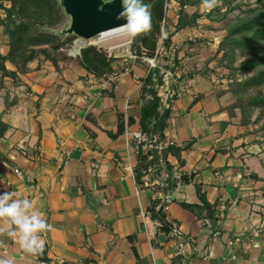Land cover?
<instances>
[{"label": "crops", "instance_id": "1", "mask_svg": "<svg viewBox=\"0 0 264 264\" xmlns=\"http://www.w3.org/2000/svg\"><path fill=\"white\" fill-rule=\"evenodd\" d=\"M73 56L56 65L33 59L25 68L4 62L17 77L0 73V120L9 125L0 138V193L29 198L53 227L42 234L48 261L7 237H0L7 245L0 255L15 264H171L182 241L190 264H264L257 232L264 228V160L238 113L220 109L231 102L226 88L178 55L177 97L165 135L177 147L188 146L183 164L173 155L167 159L174 176H195L164 193L156 188L168 177L161 167L150 168L141 183L134 176L146 64L122 58L112 62L111 74L96 78ZM118 112L135 122L114 139L108 131H116ZM196 184L213 205V218L180 205L201 204ZM156 197L180 237L166 234L147 213Z\"/></svg>", "mask_w": 264, "mask_h": 264}, {"label": "trees", "instance_id": "2", "mask_svg": "<svg viewBox=\"0 0 264 264\" xmlns=\"http://www.w3.org/2000/svg\"><path fill=\"white\" fill-rule=\"evenodd\" d=\"M9 1L10 5L5 9V18L12 22V25L4 23L3 32L8 35V50L12 55L11 61L17 63L16 59L21 57L19 68H25L28 61L34 59V54H26L25 48L22 47L23 38L26 37L30 46H43L50 45L51 50L57 51L66 43H70L77 36L74 33H69L64 39H60L57 35L46 30L32 31L34 24H42L43 22L56 23L63 13V5L58 4L57 0H0ZM168 0H144V3L151 5L152 14V29L146 34H140L132 38L130 49L137 55L154 56L158 38L161 34L162 22L166 19L165 5ZM178 3L177 18L173 24V30L165 31L167 37L163 40V44L167 49L171 43V37L174 33L181 31L187 27L196 25L199 18L203 15L197 11L189 13L186 6H199L201 0H175ZM260 2V0H258ZM221 5H225L226 9L222 13L225 17L230 10L239 8L242 5L241 1L237 0H220ZM213 8L208 11L205 16L210 18L211 21H216L213 18ZM65 11V9H64ZM243 16H238L235 22L227 27L226 33L222 37L218 45V51L221 52V60L225 61V67L231 69L233 80L228 85L226 92L231 93L233 100L226 106L220 107L228 112L229 116L239 113V123L248 126L254 120L251 119V112L254 108H260L261 115L264 113V3L260 4L255 9L245 10ZM14 16L20 18L18 22L13 21ZM239 50L241 55H250L243 60L238 66L234 64L236 51ZM42 54L56 65L57 59L49 54V50L40 49ZM167 59L166 56H162ZM6 55L0 54V73L1 76H8L16 79L17 73L15 70H8L5 67ZM146 64L147 73L144 77L140 78V97L143 103L140 108L138 126L139 131L144 135L145 139L139 143V150L137 152V162L134 166L135 180L139 183L142 182V177L148 173L152 167L159 166L168 173L164 184L157 186V190L167 193L170 189L179 184H188L192 181L195 174L180 173L177 178L172 172V165L168 161V156L173 155L178 161V165L184 163L181 157V151L184 147H177L173 142H168L165 135V128L167 127L168 119L170 118L172 101L177 97V91L172 84L168 89V94L165 102L159 95V88L162 85L163 69L171 68L173 72L179 68L180 61L178 58V49L174 53L173 65L170 67L168 64L158 65L157 67H149L148 63L142 61L140 58L135 59ZM78 61L87 73L92 74L96 78H105L113 71L112 62L113 57H108L104 51L98 49L94 45H88L80 49ZM236 71L242 74L253 71L249 76L240 80L235 78ZM204 74L203 70H198ZM188 73L187 76H191ZM182 76H180L181 78ZM179 78V79H180ZM260 87V88H259ZM255 89L254 91H250ZM174 90V91H173ZM9 104L6 103V108ZM135 122L132 116L125 118L122 112L117 113V128L115 132L108 131L111 138H117L125 132L126 126ZM8 124L0 120V138L8 128ZM264 131V121L260 127ZM250 133L252 131H249ZM146 146V151L143 147ZM197 196L201 204L180 202V205L195 214H202L205 217L213 218L215 210L213 205L208 202L204 192L201 190V185L196 184ZM163 203L158 197L151 199L146 211L149 216L160 224V228L169 234L172 228L171 223L166 219ZM133 242L132 237H130ZM132 249L137 255L136 248L132 244ZM40 261H48L47 247L45 246L42 254H37ZM178 256H176L171 264L179 263Z\"/></svg>", "mask_w": 264, "mask_h": 264}, {"label": "rangeland", "instance_id": "3", "mask_svg": "<svg viewBox=\"0 0 264 264\" xmlns=\"http://www.w3.org/2000/svg\"><path fill=\"white\" fill-rule=\"evenodd\" d=\"M63 0H57L58 4L61 5ZM103 1H110V0H103ZM241 1L242 5L239 8H235L234 10H230L228 14L223 17L222 13L225 11L226 6L221 5V2L219 4V9H214L212 12V16L216 21H211L210 18L206 17L205 14L208 12L204 8L201 7V5L193 7V6H186V10L191 13L193 11H197L203 15V17L199 18L196 25L192 27H187L183 29L180 32L179 35H176L174 40L171 38V41L174 43L176 48L178 49V55L184 53L185 60L187 62V67L191 69V63L197 64L196 67H199V70H203L204 74L213 76L214 82L213 84H219L221 87L224 86V88L227 89L228 85L233 80L231 69H228L225 67V61L221 60V52L218 51V45L224 34L226 33L227 27L235 22L238 16H243L245 13V10L249 9H255L259 7L260 4L264 3V0H237ZM10 5L9 1H0V51L3 50L5 52L7 61L11 62V64H14L16 67H19V63L21 61V57L17 58V63H13L11 61L12 55L9 53L8 50V42L9 38L6 33L3 32V25L1 21H6V23L12 25V22L8 21L5 18V9ZM178 3L175 0H168L165 5V14L166 19L164 22H162L161 30L169 31L173 30V24L174 21L177 18V10H178ZM13 21L18 22L20 18L14 16ZM70 24V15L67 14L64 9L62 16L59 18V20L56 23H49V22H43L42 24H34L32 27V31H35V29L38 30H46L48 32H52L55 35H57L60 39H64L69 35L67 33V29ZM35 28V29H34ZM175 34V33H174ZM173 34V35H174ZM132 38L126 33L124 34H118L109 36L106 38H102L99 35H96L91 38H81L76 36L72 42L66 43L62 47H60L57 51L51 50L50 45H43V46H30L28 44L27 38H23L22 47L25 48L26 54H34V59L38 60H45L47 59L40 49L45 48L49 50V54L52 57H55L56 59H68L75 58L73 55H76V59L78 60V55L80 52V49L82 47H86L88 45H94L98 49H101L106 53L108 57H113V61L115 60H121L122 58L131 59L130 56L132 53V50L130 49ZM158 41L159 38H158ZM108 49L112 51V56L108 55ZM8 50V51H7ZM247 54L241 55L239 50L236 51L234 64L238 66L243 60H245L250 53L246 52ZM133 60V59H132ZM162 61H166L161 58ZM137 61V60H134ZM180 61V59H179ZM210 64V66L208 65ZM160 65L162 63L160 62ZM176 71L174 72L176 80ZM194 71V70H191ZM253 71H250L248 73L242 74L239 71H236L235 78L238 80L249 76ZM219 86V87H220ZM260 88V87H259ZM264 85L261 86L260 90H263ZM221 89V88H220ZM250 91H254L255 89H251ZM230 100L232 101V95L230 93ZM260 108H254L251 112V119L254 120L251 124L247 126L248 129H250L251 134L253 136V142L256 143L258 146L256 147L258 150L259 157L261 160H264V131L259 128L261 123L264 121V113L261 115ZM238 113V112H237ZM239 116V113H238Z\"/></svg>", "mask_w": 264, "mask_h": 264}, {"label": "clouds", "instance_id": "4", "mask_svg": "<svg viewBox=\"0 0 264 264\" xmlns=\"http://www.w3.org/2000/svg\"><path fill=\"white\" fill-rule=\"evenodd\" d=\"M220 0H201V7L207 11L219 6ZM120 18L126 20L122 27L127 34L135 37L151 31V5L144 0H122ZM0 237L17 241L21 249L31 255L42 254L45 248L43 233L50 232L52 225L48 223L45 214L35 207L32 200L21 198L17 192L0 193ZM0 239V248H6ZM0 264H15L8 255H0Z\"/></svg>", "mask_w": 264, "mask_h": 264}, {"label": "water", "instance_id": "5", "mask_svg": "<svg viewBox=\"0 0 264 264\" xmlns=\"http://www.w3.org/2000/svg\"><path fill=\"white\" fill-rule=\"evenodd\" d=\"M62 5L70 15L66 32L81 38H91L126 24V20L120 18L122 0H63Z\"/></svg>", "mask_w": 264, "mask_h": 264}, {"label": "built area", "instance_id": "6", "mask_svg": "<svg viewBox=\"0 0 264 264\" xmlns=\"http://www.w3.org/2000/svg\"><path fill=\"white\" fill-rule=\"evenodd\" d=\"M167 37V33L162 29L161 30V34L159 36V40L158 41V45L155 51L154 56H146V55H137L135 53H132L130 58L135 60L137 58H140L142 61H145L148 63L149 67H157L158 65H160V62L163 64H168L170 67H172L173 65V59H174V53L176 50V46L174 45V43L171 41L169 47L166 49L164 44H163V40ZM166 56L167 59H165L166 61H162L161 58L162 56ZM160 67V71L161 73H163L162 76V85L159 88V95L161 96V98L163 99V101L165 102L166 98H167V94L168 91L167 89L172 85V84H176L177 80L175 77L174 72L171 70V68H166L163 69ZM127 69V68H126ZM145 137L144 135L138 131L136 133L133 134V148L136 152H138L139 150V143L144 140ZM18 172V170H16ZM167 176V175H166ZM177 178L179 177V175L176 176ZM262 224H264V222H262ZM257 232L261 235V238L263 240L264 243V228L262 226H260L257 229ZM170 236L172 237H180V231L177 227V225H173L171 228V231L169 233ZM179 249L177 252V256L179 257V263L181 264H190L188 261V257L186 255V253L183 251V244L182 241L178 243Z\"/></svg>", "mask_w": 264, "mask_h": 264}, {"label": "bare ground", "instance_id": "7", "mask_svg": "<svg viewBox=\"0 0 264 264\" xmlns=\"http://www.w3.org/2000/svg\"><path fill=\"white\" fill-rule=\"evenodd\" d=\"M124 33H126L125 29L122 26H119L110 30H105L103 32H100L98 35L102 38H106L109 36L124 34Z\"/></svg>", "mask_w": 264, "mask_h": 264}]
</instances>
